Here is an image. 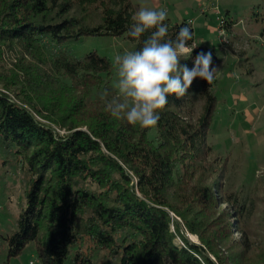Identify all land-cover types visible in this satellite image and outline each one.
I'll return each instance as SVG.
<instances>
[{"label":"trees","instance_id":"1","mask_svg":"<svg viewBox=\"0 0 264 264\" xmlns=\"http://www.w3.org/2000/svg\"><path fill=\"white\" fill-rule=\"evenodd\" d=\"M139 10L130 0H0V164L18 171L25 200L0 243L9 258L34 242L40 264H264L257 181L238 182L236 163L207 140L216 79L195 78L141 128L100 99L106 88L118 95V66L60 48L110 35L139 50L149 33L128 36ZM164 23L169 39L185 25L193 36L190 22ZM201 51L214 63L197 45L181 64L191 69Z\"/></svg>","mask_w":264,"mask_h":264},{"label":"rangeland","instance_id":"2","mask_svg":"<svg viewBox=\"0 0 264 264\" xmlns=\"http://www.w3.org/2000/svg\"><path fill=\"white\" fill-rule=\"evenodd\" d=\"M130 1L139 9L166 10L171 23L190 22L194 43L214 52L216 103L207 140L215 151L229 155L236 163L238 182L253 174L257 197H262L259 207L264 208V0ZM226 12L235 23L229 30L220 27ZM60 48L76 57L94 51L117 66L115 56L134 51L135 44L123 36L103 35L68 40ZM24 206L18 171L0 164V234L13 230ZM257 232L261 238L263 232ZM186 235L198 242L195 235ZM4 263L40 264L34 242L9 258L7 246L0 243V264Z\"/></svg>","mask_w":264,"mask_h":264},{"label":"clouds","instance_id":"3","mask_svg":"<svg viewBox=\"0 0 264 264\" xmlns=\"http://www.w3.org/2000/svg\"><path fill=\"white\" fill-rule=\"evenodd\" d=\"M167 16L164 9L142 8L136 13L128 36L138 39L146 32L149 35L139 50L115 56L118 95L110 96L107 88L100 93L106 110L129 125L155 127L169 96L184 97L197 77L209 85L216 78L211 51L198 52L191 69L181 64L198 44H189L193 36L187 25L179 29L175 40L169 39L164 23Z\"/></svg>","mask_w":264,"mask_h":264}]
</instances>
